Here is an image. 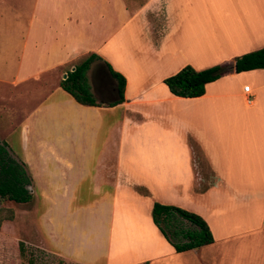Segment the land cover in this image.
Segmentation results:
<instances>
[{
	"label": "crops",
	"instance_id": "obj_1",
	"mask_svg": "<svg viewBox=\"0 0 264 264\" xmlns=\"http://www.w3.org/2000/svg\"><path fill=\"white\" fill-rule=\"evenodd\" d=\"M23 23L12 63L0 19V142L34 197L54 203V253L77 264H264V70L227 74L198 98L163 83L263 49L264 0H35ZM92 54L124 77L121 104L109 106L111 80L99 95L88 82L96 106L60 87ZM154 203L199 215L213 242L176 253Z\"/></svg>",
	"mask_w": 264,
	"mask_h": 264
},
{
	"label": "trees",
	"instance_id": "obj_2",
	"mask_svg": "<svg viewBox=\"0 0 264 264\" xmlns=\"http://www.w3.org/2000/svg\"><path fill=\"white\" fill-rule=\"evenodd\" d=\"M94 63L105 80H111L109 89L116 97L109 106L124 101L125 79L98 56L92 54L67 72L66 79L60 87L70 94L74 100L87 106H96L90 87L87 72ZM100 63V64H99ZM104 66V68H103ZM232 67V69H230ZM93 68V69H94ZM264 70V48L245 54L232 63L221 64L209 69L197 71L191 66H184L176 74L163 80L168 91L179 98H198L205 94L206 85L230 73H241L252 70ZM32 181L26 166L18 161L8 150L7 145L0 142V199L15 204H26L32 199L30 190ZM152 222L176 253L198 249L213 242L207 223L197 214L182 208L154 203L151 210ZM22 245L20 252L22 253Z\"/></svg>",
	"mask_w": 264,
	"mask_h": 264
},
{
	"label": "rangeland",
	"instance_id": "obj_3",
	"mask_svg": "<svg viewBox=\"0 0 264 264\" xmlns=\"http://www.w3.org/2000/svg\"><path fill=\"white\" fill-rule=\"evenodd\" d=\"M34 1L0 0V19L6 22L5 29L11 30L12 33L10 45L12 63L19 59L18 55L24 46V38L19 33H14L16 31L13 28L14 24L23 22L26 24ZM210 1L198 0L203 6L208 5ZM3 37L0 26V44ZM199 57L202 64L215 61V56ZM255 111L257 114L259 109ZM30 190L32 199L26 204H15L0 199V264H77L54 253V203H45L34 197L32 185ZM224 207H227V204H224ZM20 245L23 248L22 253ZM132 264L143 263L135 260Z\"/></svg>",
	"mask_w": 264,
	"mask_h": 264
},
{
	"label": "flooded vegetation",
	"instance_id": "obj_4",
	"mask_svg": "<svg viewBox=\"0 0 264 264\" xmlns=\"http://www.w3.org/2000/svg\"><path fill=\"white\" fill-rule=\"evenodd\" d=\"M88 78H89L88 80L89 84L91 83L94 86V90H93L94 94L99 95L101 92L100 90L97 89V85L100 84L101 87H103L107 82V80L102 78L99 70L97 69L92 70Z\"/></svg>",
	"mask_w": 264,
	"mask_h": 264
},
{
	"label": "water",
	"instance_id": "obj_5",
	"mask_svg": "<svg viewBox=\"0 0 264 264\" xmlns=\"http://www.w3.org/2000/svg\"><path fill=\"white\" fill-rule=\"evenodd\" d=\"M230 69H232V67H231ZM72 71H74V68L72 69ZM66 77H67V75L65 74V75L63 76V80L66 79Z\"/></svg>",
	"mask_w": 264,
	"mask_h": 264
},
{
	"label": "built area",
	"instance_id": "obj_6",
	"mask_svg": "<svg viewBox=\"0 0 264 264\" xmlns=\"http://www.w3.org/2000/svg\"><path fill=\"white\" fill-rule=\"evenodd\" d=\"M248 90H249L248 87H245V88H244V91H245V92H248Z\"/></svg>",
	"mask_w": 264,
	"mask_h": 264
}]
</instances>
